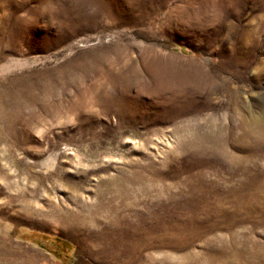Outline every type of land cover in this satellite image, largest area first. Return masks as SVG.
I'll return each instance as SVG.
<instances>
[{
  "label": "rangeland",
  "instance_id": "obj_1",
  "mask_svg": "<svg viewBox=\"0 0 264 264\" xmlns=\"http://www.w3.org/2000/svg\"><path fill=\"white\" fill-rule=\"evenodd\" d=\"M0 264H264V0H0Z\"/></svg>",
  "mask_w": 264,
  "mask_h": 264
}]
</instances>
